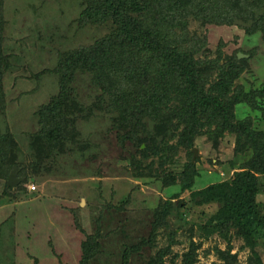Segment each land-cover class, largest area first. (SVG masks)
<instances>
[{"label": "rangeland", "instance_id": "rangeland-1", "mask_svg": "<svg viewBox=\"0 0 264 264\" xmlns=\"http://www.w3.org/2000/svg\"><path fill=\"white\" fill-rule=\"evenodd\" d=\"M0 7L6 23L5 49L13 63L4 81L0 127L13 133L19 143L12 158L21 165L18 177L24 178L10 191L0 180V264H82L86 237L97 233L101 236L99 253L88 264H120L127 248L150 239L155 213L164 209L169 214L156 244L140 248L130 264H151L169 246L167 264L174 260L182 264L190 252L196 257L194 264H224L218 252L227 248V242L219 235L207 238L203 233L204 223L220 205H197L191 201V192L232 180L251 161L253 150L239 146L244 131L240 130L241 138L237 132L224 131L214 144L212 137L222 121L218 118L217 125L200 132L193 146L172 149L184 127L163 130L156 137L168 138L170 147L160 164V151L146 157V145L138 141L139 136L152 132V123L144 120L125 126L126 117L115 110V101L103 95L90 75H79L71 85L81 109L70 117L78 145L73 142L71 151L56 148L46 166L33 170L35 153L30 139L39 131L36 113L59 92L52 70L60 54L93 46L108 29L81 22V0H2ZM244 30L241 26L190 25V32L199 39L190 48L202 44L200 61L232 56L240 50L252 53V57L243 53L250 60L248 69L236 66L222 77L216 75L212 92L227 95L226 104L234 94L247 99L251 90L264 83L262 35L248 36ZM246 102L234 108V120L250 121L253 130L264 133V98ZM189 161L200 177L193 190L181 191V174ZM170 175L177 181L172 182ZM168 179L174 184L167 185ZM257 200L264 204V194ZM231 232L233 254H238L239 264H250L252 253ZM257 250L264 263V249Z\"/></svg>", "mask_w": 264, "mask_h": 264}, {"label": "trees", "instance_id": "trees-1", "mask_svg": "<svg viewBox=\"0 0 264 264\" xmlns=\"http://www.w3.org/2000/svg\"><path fill=\"white\" fill-rule=\"evenodd\" d=\"M81 1V22L106 27L108 34L87 49L60 54L52 70L59 81V92L36 113L39 131L30 139L35 153L33 170L46 166L45 162L56 148L71 151L72 143L77 144L70 117L75 109H81L78 93L74 84L71 85L79 75H90L103 95L115 101V110L128 119L123 118L125 126L144 120L152 123V132H147L146 137L139 136L138 141L139 145H146V157L149 153L156 156L160 151V164L170 142L164 136L158 139L157 134L183 126L182 138L180 135L179 143L172 149L187 144L193 146L200 132L207 127L213 128L220 118L219 132L212 137L213 143L224 131L237 132L241 138L240 130H243L245 137L239 140L243 142L242 146L239 142V146L253 150L251 161L244 163L242 171L236 172L232 180L191 192V201L200 206L220 205L204 223L203 233L207 238L219 235L227 242V248L218 252L224 264H239L238 254H233L232 230L233 236L241 239L245 249L252 253L249 263L264 264L257 250L258 247L264 249V204L257 200L264 194V133L253 130L250 121L244 125L234 120V108L238 104L253 97L264 98V83L259 89L248 92L247 99L234 94L233 101L226 104L223 99L227 95L212 92L216 75L222 77L236 66L248 69L250 60L240 59L238 55L251 52L240 50L232 56L220 54L217 59L200 61L202 44L190 48L191 43L199 41L197 35L190 32L192 22L199 23L200 27L241 26L248 36L260 33L264 42V0H146V4L145 0H141L143 3L138 0ZM5 31L4 12L0 7V109L5 107L6 74L13 71L12 60L5 49ZM212 77H215L213 81ZM211 113L215 115H206ZM157 124H164V127L158 128ZM18 148L14 134L0 127V180L5 181L7 191L16 189L7 186V180L14 167H21L12 158ZM198 177L200 172L196 165L187 162L180 178L181 191L193 190ZM168 178L177 181L171 175ZM169 179L165 180L166 184L173 185ZM168 214L166 209L155 213L150 239L127 248L120 264H130L131 256L144 245L153 247L156 244L157 233L160 226L166 224ZM100 239L99 233L86 237L82 264H88L98 255ZM168 253L170 246L155 255L151 264H167L165 256ZM195 258L193 252L187 253L182 264H194ZM175 261L172 264H176Z\"/></svg>", "mask_w": 264, "mask_h": 264}, {"label": "water", "instance_id": "water-1", "mask_svg": "<svg viewBox=\"0 0 264 264\" xmlns=\"http://www.w3.org/2000/svg\"><path fill=\"white\" fill-rule=\"evenodd\" d=\"M239 58H247L248 56L244 54H239ZM194 153V159L198 156L197 150H193ZM20 168L14 167L11 173L9 174L8 180H7V186L11 188H16L23 180L24 178L18 177V173L20 172Z\"/></svg>", "mask_w": 264, "mask_h": 264}]
</instances>
